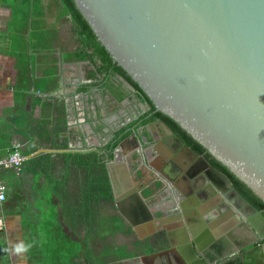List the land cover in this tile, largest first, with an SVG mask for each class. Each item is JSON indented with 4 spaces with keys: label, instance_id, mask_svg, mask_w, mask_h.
<instances>
[{
    "label": "water",
    "instance_id": "water-1",
    "mask_svg": "<svg viewBox=\"0 0 264 264\" xmlns=\"http://www.w3.org/2000/svg\"><path fill=\"white\" fill-rule=\"evenodd\" d=\"M73 2L155 111L176 122L264 202V0ZM152 126L168 138L174 134L160 120ZM182 148L194 159L192 169L198 167L192 181L196 194L206 196L202 203L214 207L207 186L222 196L229 193L250 231L262 239L264 215L203 156L186 145ZM106 169L116 208L130 226L136 232L145 229V235L156 231L150 211L131 188L125 165L111 161ZM201 211L196 209V214ZM176 213L185 222L184 215L191 216L180 208ZM189 234L192 239L175 250L183 264H194L192 256L200 264H229L237 257L225 248V239L203 244ZM206 238L203 234L200 239Z\"/></svg>",
    "mask_w": 264,
    "mask_h": 264
},
{
    "label": "crops",
    "instance_id": "crops-1",
    "mask_svg": "<svg viewBox=\"0 0 264 264\" xmlns=\"http://www.w3.org/2000/svg\"><path fill=\"white\" fill-rule=\"evenodd\" d=\"M77 36L74 21L59 0L28 3L0 0V158L7 157L15 144L21 146L22 153L26 148L36 150L26 159L39 153L61 152L40 146L46 139L57 138L54 135L57 121L53 118L57 117L59 108H63L65 126L61 137L67 138L66 151L70 153L100 150L112 137L108 136L110 131L128 125L147 111L139 103L141 112H133L132 106L137 102L133 96L114 111L115 105L104 90L103 81L91 77L93 64L85 57ZM98 116L104 117L102 132L98 130L101 127ZM155 130L159 135L161 130ZM149 139H152L150 134ZM121 143V149L133 151V144ZM193 160L186 151L173 153L164 142L158 143L155 154L148 158L151 167L150 170L145 166L148 181L162 173L168 186V194L157 196V193L147 203L154 227L158 226L156 219L161 218L169 230L176 231L179 203H182L180 209L187 213L195 214L199 207L203 210L204 197L196 194L191 176L186 173L192 169ZM170 164L174 168L169 171ZM30 172L31 168L16 173L2 172L8 201L0 209L4 222L0 251H7L12 264H26L24 256L14 251L15 246L25 245L29 236L43 233V197L38 193L43 189V179ZM155 184L160 187L158 181ZM216 215L210 239H225L228 242L225 248L237 252L232 247L242 238L238 230L245 229L251 235L249 228L239 226L244 218L234 207ZM242 264H257V261L248 256Z\"/></svg>",
    "mask_w": 264,
    "mask_h": 264
},
{
    "label": "trees",
    "instance_id": "trees-1",
    "mask_svg": "<svg viewBox=\"0 0 264 264\" xmlns=\"http://www.w3.org/2000/svg\"><path fill=\"white\" fill-rule=\"evenodd\" d=\"M19 1L22 3L29 2V0ZM59 1L65 11L71 15L77 31L78 43L81 45L85 57L93 64L94 72L91 77L95 79L99 77L103 81V88L110 95L112 103L115 105L114 111L119 110L120 104L131 96L135 98L136 103H140L147 108V111L137 121H131V123L118 130L110 131L108 136L111 135L112 137L99 151L70 153L66 151L68 150L67 138L61 137L65 126L63 108H59L57 117L53 118L57 121L54 127V135L57 138L53 140L46 139L40 142V146L61 152L39 153L26 159L22 165L23 169L31 168L30 173L32 176L43 179V189L38 191L43 197V233L31 235L27 238L25 245L29 246L28 251L19 253L24 256L26 264H40L38 260L43 256L46 257L48 263L52 262L57 238L60 240L59 245L66 246L67 242H71L72 236L79 237L84 230L88 232L93 229H118V226L108 216L104 217V221L102 215L103 213L109 214L110 209H115L106 164L113 160L114 151L132 133L130 128L138 122H140L138 127L143 129L151 122L157 120L164 122L186 146L196 154L203 156L212 167L223 173L230 180L234 189L264 215L263 201L225 166L213 158L176 122L163 113L155 111V107L148 96L113 61L107 50L97 40L89 24L77 10L73 0ZM120 79L129 84L133 91L129 90ZM99 118L101 127H98V130L101 131L105 127L104 117L100 116ZM35 151L26 148L23 155L28 157ZM7 201L8 194L5 203ZM4 204L2 209L5 207ZM51 228L52 230H50ZM68 232L71 236H67ZM2 233L0 231V235ZM83 242L85 243V241ZM59 259H61L60 264H66L68 256L65 253H60ZM0 264H12L8 259L7 251L2 249L0 251ZM13 264H16V262H13Z\"/></svg>",
    "mask_w": 264,
    "mask_h": 264
},
{
    "label": "flooded vegetation",
    "instance_id": "flooded-vegetation-1",
    "mask_svg": "<svg viewBox=\"0 0 264 264\" xmlns=\"http://www.w3.org/2000/svg\"><path fill=\"white\" fill-rule=\"evenodd\" d=\"M138 104L139 103H135L132 106L133 112H141L139 108L141 107V104H139V107ZM145 112L146 111H144L143 114ZM138 119L139 118H137V120ZM158 121L159 120L147 124L144 129L138 127L140 122L131 127L130 129L132 130V133H130L125 140H128L129 144L134 145L133 151H130V148L128 149L129 151L121 149L120 146L122 143H120L117 150L114 151V158L112 160L117 165H125L131 178L130 182L132 190L141 197L146 206L148 202L151 203V201L154 200L155 194L158 193L157 196H159V194H168L166 191L168 186L163 178L165 177V174L161 173L155 175L149 181L147 178V169L145 166L151 170V167L149 166L150 162L147 161L149 157H153V154H155L156 145L160 142H164L170 151L178 146V153L185 151L182 148L185 144L174 132L173 136L169 138L162 131H160L159 135L156 130L151 134L153 128H156L155 126L151 127V124ZM149 134L154 141L149 139ZM136 137L140 138L139 141ZM168 140L170 142H167ZM173 166V164H170L169 169H167L170 171L174 168ZM197 169L198 167L196 166L194 169H189L186 172L188 176H191V181ZM156 181L159 182L160 187L155 184ZM220 188L223 191H227L224 186H221ZM206 190L207 195L211 197V204H213L214 207L202 203L203 210L201 212L203 213L199 214L201 216L196 213H190L191 216L184 215L186 222L183 219H178L176 231L169 230L166 225L163 224L161 218L156 219L158 224V226H156L157 230L149 235H145L144 233L139 234L130 226L124 216L116 208L115 200L113 198L115 209H110L109 214L103 213V218L108 216L111 221H116V226L117 223L120 222L123 224V227L118 226V229L110 228L109 230L106 228L101 230L93 229L88 232L87 230H84L79 237L72 236L70 240L71 242H67L66 246L59 245L60 240L57 238L54 248L55 262L56 264H60L61 259H59V255L60 253H65L68 256L66 264H174V261L176 264H183L175 250L176 248H183L184 242H186L187 238L190 240L192 239L189 233H192L195 239H198V241L201 240V242L205 244L210 240V228L211 224L216 221V214L219 213L222 215L224 211L228 212L233 209V207H236L235 200L232 199L229 193L222 196L220 193H215V190L210 186H207ZM202 195L204 198L206 197L204 194ZM199 199H202V197L199 196ZM181 204L182 203H179V208ZM242 208L243 207L240 206L239 209ZM176 215L177 213L175 216ZM241 216L243 217V214ZM103 220L105 221V218ZM109 223L111 224V222ZM187 224L188 226H186ZM239 226L247 227V229L249 228L245 219L241 221V225L239 224ZM238 231H240L242 238L238 239L236 244L232 247L234 250H237V257L229 264H242L244 259L248 256H253L255 262H263L264 237L262 239H257L250 229L249 232L251 235H249L248 231L245 229ZM69 234L70 233L68 232L67 236ZM203 234L208 238L200 239ZM262 235H264V233H262ZM82 240L85 241V243ZM73 243L78 244L79 246H76V249H74V246H71ZM105 246H111L110 248H112L108 251V254L107 251H105ZM246 250L247 252L243 253ZM192 261L194 264H200L193 256Z\"/></svg>",
    "mask_w": 264,
    "mask_h": 264
},
{
    "label": "built area",
    "instance_id": "built-area-1",
    "mask_svg": "<svg viewBox=\"0 0 264 264\" xmlns=\"http://www.w3.org/2000/svg\"><path fill=\"white\" fill-rule=\"evenodd\" d=\"M25 156L22 153L21 146L19 144H15L7 157L0 158V195L4 198L0 200V208L7 200V187L5 182L2 179V172L4 171H13L20 172L21 167L25 161ZM4 222L2 217H0V231L3 230Z\"/></svg>",
    "mask_w": 264,
    "mask_h": 264
},
{
    "label": "rangeland",
    "instance_id": "rangeland-1",
    "mask_svg": "<svg viewBox=\"0 0 264 264\" xmlns=\"http://www.w3.org/2000/svg\"><path fill=\"white\" fill-rule=\"evenodd\" d=\"M2 207H3V205H2ZM1 207V208H2ZM0 208V209H1ZM115 224H116V221L115 220H112ZM119 222V221H118ZM117 226H120V227H123V224L122 223H117ZM102 232H103V230H102ZM54 245H55V243H53ZM71 246H74V249H76V244L75 243H73ZM111 246H105V251H110L112 248H110ZM42 252V251H41ZM36 261V260H35ZM36 263H37V261H36ZM38 263H40V264H56V262H55V258H54V254H53V261L52 262H50V263H48V261L46 260V257L45 256H43V257H41V259H39L38 260Z\"/></svg>",
    "mask_w": 264,
    "mask_h": 264
},
{
    "label": "clouds",
    "instance_id": "clouds-1",
    "mask_svg": "<svg viewBox=\"0 0 264 264\" xmlns=\"http://www.w3.org/2000/svg\"><path fill=\"white\" fill-rule=\"evenodd\" d=\"M3 198L4 197L2 195H0V200H2ZM28 248H29V246H26L23 243H21V244H18L15 246L14 251L16 253L27 252Z\"/></svg>",
    "mask_w": 264,
    "mask_h": 264
}]
</instances>
